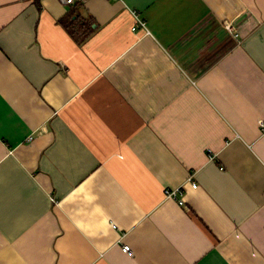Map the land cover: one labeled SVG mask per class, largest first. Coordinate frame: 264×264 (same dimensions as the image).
Segmentation results:
<instances>
[{
    "label": "crops",
    "instance_id": "obj_1",
    "mask_svg": "<svg viewBox=\"0 0 264 264\" xmlns=\"http://www.w3.org/2000/svg\"><path fill=\"white\" fill-rule=\"evenodd\" d=\"M261 122L264 0H0V264H264Z\"/></svg>",
    "mask_w": 264,
    "mask_h": 264
},
{
    "label": "built area",
    "instance_id": "obj_2",
    "mask_svg": "<svg viewBox=\"0 0 264 264\" xmlns=\"http://www.w3.org/2000/svg\"><path fill=\"white\" fill-rule=\"evenodd\" d=\"M62 1L63 3L67 4V5H72L74 4L77 0H60ZM133 16H134V19H135V25L134 27L132 28V31L133 32H143L145 33V35H147L149 33L148 29H147V26H146V23L143 19H141L139 17V14L136 13L135 11H133ZM261 126H264V123L261 122ZM191 181V180H190ZM192 185L194 188L197 187V184L192 182ZM167 194L168 196H172V197H179L181 194H182V189L179 188V189H175L173 191H167ZM178 202L183 205V200L181 198L178 199ZM124 251L125 252H130V246H124Z\"/></svg>",
    "mask_w": 264,
    "mask_h": 264
},
{
    "label": "trees",
    "instance_id": "obj_3",
    "mask_svg": "<svg viewBox=\"0 0 264 264\" xmlns=\"http://www.w3.org/2000/svg\"><path fill=\"white\" fill-rule=\"evenodd\" d=\"M91 25H92V22L91 21H83V24H81L79 27H80V29L81 28H83L82 30H83V33H84V35L86 34V33H88L89 32V30L91 29ZM83 26V27H82ZM74 27H72V29H71V33L73 34V32H74V29H73ZM78 28V27H77ZM87 35V34H86Z\"/></svg>",
    "mask_w": 264,
    "mask_h": 264
}]
</instances>
